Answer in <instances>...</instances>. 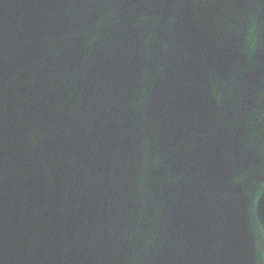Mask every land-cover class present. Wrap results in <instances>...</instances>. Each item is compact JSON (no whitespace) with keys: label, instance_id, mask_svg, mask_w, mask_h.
I'll return each instance as SVG.
<instances>
[{"label":"water","instance_id":"1","mask_svg":"<svg viewBox=\"0 0 264 264\" xmlns=\"http://www.w3.org/2000/svg\"><path fill=\"white\" fill-rule=\"evenodd\" d=\"M0 264H264V0H0Z\"/></svg>","mask_w":264,"mask_h":264}]
</instances>
